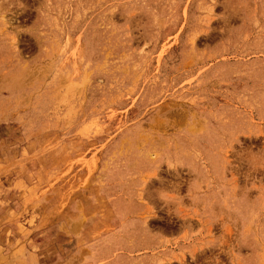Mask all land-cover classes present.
<instances>
[{"label": "rangeland", "instance_id": "374dc122", "mask_svg": "<svg viewBox=\"0 0 264 264\" xmlns=\"http://www.w3.org/2000/svg\"><path fill=\"white\" fill-rule=\"evenodd\" d=\"M0 264H264V0H0Z\"/></svg>", "mask_w": 264, "mask_h": 264}, {"label": "bare ground", "instance_id": "6f19581e", "mask_svg": "<svg viewBox=\"0 0 264 264\" xmlns=\"http://www.w3.org/2000/svg\"><path fill=\"white\" fill-rule=\"evenodd\" d=\"M157 122V121H156ZM195 125V124H194ZM225 158V157H224ZM223 160V159H222ZM226 163V162H225ZM226 166V165H225ZM223 168V167H222ZM236 177V176H235ZM237 178V177H236ZM233 183V182H232ZM234 184H235V182H234ZM233 184V185H234ZM233 185H231V186H233ZM235 186V185H234ZM150 210V209H149ZM154 215V214H153ZM146 226V225H145ZM148 229V228H147ZM149 230V229H148ZM180 261V260H179Z\"/></svg>", "mask_w": 264, "mask_h": 264}]
</instances>
